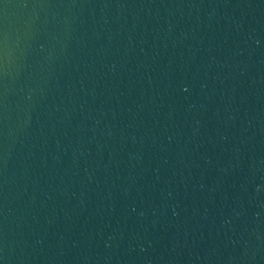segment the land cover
I'll return each mask as SVG.
<instances>
[{
    "label": "water",
    "instance_id": "water-1",
    "mask_svg": "<svg viewBox=\"0 0 264 264\" xmlns=\"http://www.w3.org/2000/svg\"><path fill=\"white\" fill-rule=\"evenodd\" d=\"M0 264H264V0H0Z\"/></svg>",
    "mask_w": 264,
    "mask_h": 264
}]
</instances>
